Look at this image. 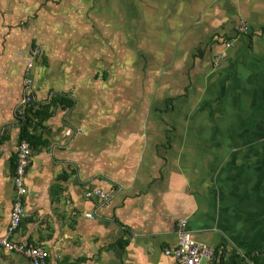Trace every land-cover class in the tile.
<instances>
[{
  "label": "crops",
  "instance_id": "crops-1",
  "mask_svg": "<svg viewBox=\"0 0 264 264\" xmlns=\"http://www.w3.org/2000/svg\"><path fill=\"white\" fill-rule=\"evenodd\" d=\"M116 1L0 0V237L29 75L34 105L60 101L42 130L48 145L32 152L14 241L44 247L48 264H180L166 251L188 220L217 250L202 264H254L264 258V0H143L142 34ZM136 50L137 73L120 76V53L127 64ZM154 51L190 57L150 68ZM0 264L31 261L2 248Z\"/></svg>",
  "mask_w": 264,
  "mask_h": 264
},
{
  "label": "built area",
  "instance_id": "built-area-1",
  "mask_svg": "<svg viewBox=\"0 0 264 264\" xmlns=\"http://www.w3.org/2000/svg\"><path fill=\"white\" fill-rule=\"evenodd\" d=\"M240 32H248L249 27L244 23L239 27ZM228 47L232 43L227 44ZM39 50L34 55L38 56ZM33 67V62L29 63V69ZM32 77L29 75L25 79L26 98L21 106L23 111L34 102V90L32 87ZM32 147L27 141L21 142L17 154V167L14 175V183L17 195L14 200L11 212V224L8 233L0 237V249L4 248L9 252L20 253L29 257L31 264H48L50 253L42 246L17 242L13 240L14 235L20 230L25 215L24 197L28 195L26 184L27 170L32 156ZM91 195L100 197L103 202L109 201V195L100 190H95ZM89 218L93 214H88ZM188 220H183L179 224V245L174 250H167L166 254L174 255L180 264H202L204 260L213 262L216 257V249L196 241L188 229Z\"/></svg>",
  "mask_w": 264,
  "mask_h": 264
},
{
  "label": "rangeland",
  "instance_id": "rangeland-1",
  "mask_svg": "<svg viewBox=\"0 0 264 264\" xmlns=\"http://www.w3.org/2000/svg\"><path fill=\"white\" fill-rule=\"evenodd\" d=\"M142 1L143 0H118V1H116L119 4V6H129L127 11L132 13L134 19L136 18V22H135V26L134 27H136L137 31L140 34H142V32L148 27L146 25V22H145V26L143 25L144 22H143V20L141 18ZM133 4H134V6H133ZM130 6L133 7L132 10H131ZM158 24H159V22H156V23L152 24L153 25L152 28H155V32H157L161 28V27H158ZM118 43L120 44L121 47L126 43V40H125L124 36L121 35L120 32H118ZM147 43L149 44L150 42H147ZM123 50H124V47H123ZM143 54H146V53H143ZM160 56H162V57L156 56V52L155 51L151 52V58H152V60L155 58V60L151 61V64L149 65L150 68H153L154 66H157L160 62L168 63V62H174L175 60L182 61L183 58L184 59H188L190 57V56L189 57H185L184 56L182 58V56H179L177 59H173V57H172L173 55L170 54V53H166V52H163ZM140 59H141V55H139V57H138V53H137V50H136L135 57L133 58V61L130 58V59H128V63L124 64L125 61L127 60L126 53L125 54H124V52L120 53V55H119L120 68H118L119 74H120L121 70H125V69H127L129 71L134 69L135 72L137 73L136 69L139 68V65H140V61L139 60ZM133 63H134L135 68L133 66ZM126 67H128V68H126ZM170 68L173 69V66H171ZM120 76H121V74H120ZM134 78H136L135 79L136 83L137 82H148V83H151V84H156V81H158V79H159L157 75H149L148 76V74L146 76H144V78H143L142 75L137 76L135 74ZM162 78H165L166 82H169V79H171V78H169V75H163ZM174 80H175V78L172 79V82H174ZM171 86L167 90V95L168 96H171V95L175 96L176 95V94H174L175 91L172 90L173 86H172V88H171ZM181 92L190 93V91H188V90L185 91V89H184V91H181Z\"/></svg>",
  "mask_w": 264,
  "mask_h": 264
},
{
  "label": "trees",
  "instance_id": "trees-1",
  "mask_svg": "<svg viewBox=\"0 0 264 264\" xmlns=\"http://www.w3.org/2000/svg\"><path fill=\"white\" fill-rule=\"evenodd\" d=\"M239 28V26H238ZM238 35L246 34L244 32L238 31ZM232 38H226V35L219 36L217 39L212 38V41L220 44H226V41H230ZM201 52V51H200ZM201 55L202 52H201ZM60 100H56L52 102L48 106H39L34 105L33 103L28 107V110L25 113V120H23L22 127H21V142L27 141L33 149H37L40 146H46L48 145V140H44V136L42 133V130L44 128V123L51 118L53 115L52 107L54 104H56ZM61 101H64L62 99ZM174 103V100L170 99L168 100V105L172 106ZM14 166V173L16 172L17 167V160L15 162ZM15 175V174H14ZM24 222V221H23ZM22 222V225H23ZM217 255V250H216ZM216 258V257H215ZM254 264H264V258L262 257H250ZM223 261V259H222Z\"/></svg>",
  "mask_w": 264,
  "mask_h": 264
}]
</instances>
